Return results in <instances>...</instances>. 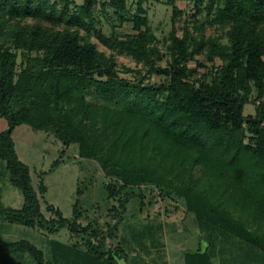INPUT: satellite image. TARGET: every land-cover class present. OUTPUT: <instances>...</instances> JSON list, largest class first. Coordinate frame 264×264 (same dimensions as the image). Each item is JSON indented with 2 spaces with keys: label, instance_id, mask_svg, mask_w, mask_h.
<instances>
[{
  "label": "trees",
  "instance_id": "obj_1",
  "mask_svg": "<svg viewBox=\"0 0 264 264\" xmlns=\"http://www.w3.org/2000/svg\"><path fill=\"white\" fill-rule=\"evenodd\" d=\"M161 1L173 8L166 65L158 63L143 0L135 11L128 0H0V117L8 125L0 130V159L24 196L20 208L0 204V219L50 234L66 227L84 248L53 240L54 258L46 259L28 240L2 244L38 264H118L126 257L118 242L104 243L98 224L78 221V197L72 218L59 209L44 215L12 137L15 126L29 123L34 130L55 128L65 145L77 146L79 158L111 179L103 183L106 200L120 201L111 208L117 212L115 224L108 223L112 239H118L120 209L136 189L152 185L181 198L201 227L218 228L264 252V0ZM177 1L192 10L181 34L174 24L186 13ZM107 7L121 22L130 21L134 32L121 35L112 27L107 35L96 27ZM209 26L224 28L226 41L206 35ZM118 53L138 66L131 78L120 75ZM152 73L164 79L146 80ZM249 102L254 113L244 114ZM249 219H258L257 227Z\"/></svg>",
  "mask_w": 264,
  "mask_h": 264
},
{
  "label": "rangeland",
  "instance_id": "obj_2",
  "mask_svg": "<svg viewBox=\"0 0 264 264\" xmlns=\"http://www.w3.org/2000/svg\"><path fill=\"white\" fill-rule=\"evenodd\" d=\"M176 4L186 13L174 24L177 32L181 34L184 19L192 10L191 4L187 1H177ZM128 6L131 11H135L137 0H128ZM142 6L146 9L148 24L156 36L160 50L161 57L158 63L166 65L169 54L165 39L173 27L172 5L161 0H143ZM189 20L191 21V16ZM95 24L107 35L110 34L112 27L121 35L134 32L132 23L121 22L110 7H107V17L98 15ZM224 31V28L209 26L206 35L218 34L226 41ZM93 41L100 50L110 53L97 38L93 37ZM116 57L121 76L131 78L133 73H137L138 66L130 55L118 53ZM198 58L203 59V56ZM206 63L210 65L209 61ZM189 65L194 66V61H190ZM125 68L130 70L127 71ZM163 79L164 77L157 73L147 75L146 78L151 82ZM255 95L256 89L253 88L252 97ZM249 113H254L253 102L244 106V114ZM7 128V121L0 117V130ZM12 137L20 160L30 168L32 184L38 193L44 215L50 218L55 215L54 210L59 209L64 216L72 218L73 203L78 197L82 213L78 221L82 225L89 221L95 226L98 224L107 246L116 245L118 242L124 248L126 257L121 258L118 264H264L262 250L253 248L254 251L251 253L246 248L253 246L232 234L218 228L212 230L207 225L201 227L193 215L186 212L181 198L160 192L152 185H142L140 190L136 189L137 195L126 202L124 210L119 208L121 212L124 211L123 218L117 225L118 239H112L111 231L114 229L108 223L115 224L117 212L111 208L112 205L119 207L120 201L117 198L106 200L107 191L103 183L111 179L104 176L103 170L79 158L77 146L65 145L53 127L48 130H34L29 123H22L14 127ZM195 172L199 174L200 171L195 169ZM82 179L87 183V188ZM112 180L114 181L113 178ZM79 182L83 190L78 195L76 191ZM43 184L44 191L41 189ZM23 202L22 191L10 182L5 161L0 159L1 206L20 208ZM49 205L53 206L52 210ZM258 221L249 219L248 224L255 228ZM22 239L40 248L46 259L54 258L53 240L66 243L70 247L75 245L72 248L77 250L84 248L81 238L72 234L66 227L50 234L39 228L0 219V264H38L29 253L16 251L2 244ZM198 249L201 251L197 252Z\"/></svg>",
  "mask_w": 264,
  "mask_h": 264
},
{
  "label": "crops",
  "instance_id": "obj_3",
  "mask_svg": "<svg viewBox=\"0 0 264 264\" xmlns=\"http://www.w3.org/2000/svg\"><path fill=\"white\" fill-rule=\"evenodd\" d=\"M246 250H250L251 253H253L254 249L253 248H246ZM248 254V253H247ZM252 256V255H251ZM254 259H255V256L253 255ZM258 258V257H257Z\"/></svg>",
  "mask_w": 264,
  "mask_h": 264
}]
</instances>
